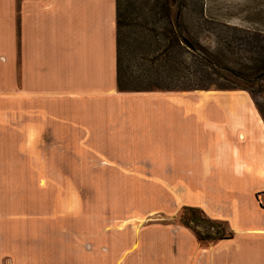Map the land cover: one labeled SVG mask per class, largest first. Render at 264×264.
I'll return each instance as SVG.
<instances>
[{
  "label": "crops",
  "instance_id": "crops-1",
  "mask_svg": "<svg viewBox=\"0 0 264 264\" xmlns=\"http://www.w3.org/2000/svg\"><path fill=\"white\" fill-rule=\"evenodd\" d=\"M115 32L114 0H0V264H101L86 168L109 171L115 215L196 208L232 233L198 248L179 224L152 225L136 264H264V124L250 96L119 92ZM53 201L69 206L38 204Z\"/></svg>",
  "mask_w": 264,
  "mask_h": 264
},
{
  "label": "trees",
  "instance_id": "trees-1",
  "mask_svg": "<svg viewBox=\"0 0 264 264\" xmlns=\"http://www.w3.org/2000/svg\"><path fill=\"white\" fill-rule=\"evenodd\" d=\"M114 3L119 92L200 90L205 88L200 85L203 80L215 76L230 86L219 90L245 91L264 124V106L253 97L264 89L262 30L231 28L230 43L221 40L216 43L224 51L203 49L182 26L183 0H114ZM214 23L226 28L217 21ZM233 51L248 63L243 69H237L235 64L228 66L224 53ZM189 61L192 69L186 65ZM175 221L201 245L209 246L232 237L224 222L210 220L196 208H182Z\"/></svg>",
  "mask_w": 264,
  "mask_h": 264
},
{
  "label": "rangeland",
  "instance_id": "rangeland-1",
  "mask_svg": "<svg viewBox=\"0 0 264 264\" xmlns=\"http://www.w3.org/2000/svg\"><path fill=\"white\" fill-rule=\"evenodd\" d=\"M183 2L184 8L181 11L182 26L188 33L189 38L196 41L198 46L203 49L224 51L222 46L218 47L216 43L220 42V40L223 43H230L229 38L233 34L230 30L231 28L247 31L259 29L264 32V0H239L236 3H231L228 0H183ZM200 10L202 11L201 13ZM214 21L224 24V26L226 25V28L220 27L218 24L214 23ZM224 56L229 67L235 64L237 69H243V66L248 64L243 59V56L234 53V51L232 54L224 53ZM186 65L189 69H192L191 61L187 62ZM187 78L190 79L189 76H187ZM222 81L223 80L212 76L201 82L202 84L200 85L205 88L198 91L219 90L224 87H230ZM253 88L256 89L255 87ZM253 97L257 104L264 106V89L253 94ZM108 172L109 171L86 168L84 170L85 186L80 187V192L83 193L86 198L92 197L94 191L99 195L101 210V264H121L128 251L134 259V264H136L140 261L136 247L138 236L145 228L152 225L177 224L175 216L173 218L164 217L160 215L155 208H150L149 213L141 217L131 213L130 215H115L113 211L108 209L110 200L109 190H112L113 187L109 188L108 185H104L105 180L100 179L103 175L104 177L107 176L109 174ZM95 178H97V180H95L97 181L96 185L93 184V179ZM42 186L41 184V189H46V187ZM258 200L260 201V207L264 209V196ZM13 204L14 203H10L8 205L11 211L14 210ZM38 204L52 205V207L59 205L60 209L69 206L68 203L55 201L49 203L41 202ZM138 209L139 208H136V210ZM231 222L233 228L230 229L233 234L237 235V239H239L241 237L239 230L243 227V224L233 220ZM147 235L148 233L143 234L144 237H147ZM120 240H122L125 245H123L122 248L124 249L122 250H119L118 241ZM127 241L131 242L128 248ZM113 245L117 247L115 250L112 249ZM197 247L205 248L207 246L198 244ZM122 251H125V253L122 254ZM156 259L154 255L153 260L157 261Z\"/></svg>",
  "mask_w": 264,
  "mask_h": 264
}]
</instances>
